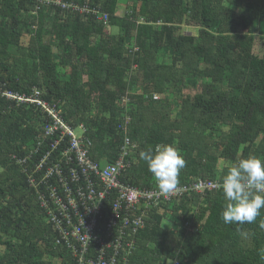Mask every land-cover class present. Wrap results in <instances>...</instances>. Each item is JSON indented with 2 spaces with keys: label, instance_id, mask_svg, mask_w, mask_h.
I'll return each instance as SVG.
<instances>
[{
  "label": "trees",
  "instance_id": "trees-1",
  "mask_svg": "<svg viewBox=\"0 0 264 264\" xmlns=\"http://www.w3.org/2000/svg\"><path fill=\"white\" fill-rule=\"evenodd\" d=\"M61 1L98 10L107 24L0 0V84L42 91L76 132L86 128L93 160L114 164L129 139L134 155L122 180L151 188L157 182L139 154L157 144L184 157L180 185L221 183L240 159H264V0H129L123 16L119 0ZM43 122L40 110L0 99V264H73L41 206L45 185L31 184L44 174L31 172L39 154L17 161L37 145ZM224 203L220 188L157 205L125 239L134 242L129 264H264V208L255 223L226 225Z\"/></svg>",
  "mask_w": 264,
  "mask_h": 264
},
{
  "label": "built area",
  "instance_id": "built-area-1",
  "mask_svg": "<svg viewBox=\"0 0 264 264\" xmlns=\"http://www.w3.org/2000/svg\"><path fill=\"white\" fill-rule=\"evenodd\" d=\"M27 1L36 2V11L41 6H53L65 12L99 14L98 10L78 3ZM98 20L107 24L106 15L98 16ZM0 99L10 107L40 110L44 120L42 135L28 155L17 161L23 165L39 154L31 172L44 174L40 181L30 177L31 184L36 189L45 185V194L39 197L41 206L48 210V221L58 234L57 245L70 252L73 264H129L134 242L127 243L125 239L133 238L138 228L143 229L145 218L154 207L193 195L204 196L221 188L219 182L197 179L177 184L174 191L164 194L157 184L140 188L125 183L122 176L132 164L128 158L135 149L129 139L114 164L103 166L91 158L92 143L85 135L86 128L79 125L76 132L39 89L30 94L19 93L3 83ZM154 99L159 97L155 95ZM53 159L56 161L49 165Z\"/></svg>",
  "mask_w": 264,
  "mask_h": 264
},
{
  "label": "clouds",
  "instance_id": "clouds-1",
  "mask_svg": "<svg viewBox=\"0 0 264 264\" xmlns=\"http://www.w3.org/2000/svg\"><path fill=\"white\" fill-rule=\"evenodd\" d=\"M139 157L147 163L161 193L175 190L186 161L174 145L157 144L154 149L141 151ZM221 189L225 202L221 212L223 223H255L264 208V159L254 155L240 159L222 176ZM259 228L264 230V219L259 221ZM258 256L264 261V247L258 250Z\"/></svg>",
  "mask_w": 264,
  "mask_h": 264
},
{
  "label": "rangeland",
  "instance_id": "rangeland-1",
  "mask_svg": "<svg viewBox=\"0 0 264 264\" xmlns=\"http://www.w3.org/2000/svg\"><path fill=\"white\" fill-rule=\"evenodd\" d=\"M129 6V0H119V8H118V14L123 16L125 13H126V8ZM183 31L186 33V34H193V35H196V30L194 28H189V27H184L183 28ZM112 33L117 35L119 34V30L116 29V28H113L112 29ZM24 44L27 43V41H23ZM125 102L127 101H124V103H121L123 105H125ZM103 165H106L105 163H102ZM226 166V163L225 161H221L219 163V169L222 170L224 167ZM166 229H169L170 227V224L165 221L164 222V225H163ZM58 264V263H57ZM171 264V263H169Z\"/></svg>",
  "mask_w": 264,
  "mask_h": 264
}]
</instances>
